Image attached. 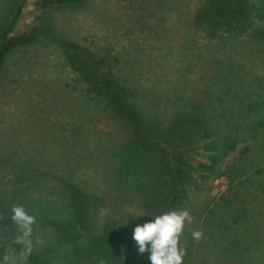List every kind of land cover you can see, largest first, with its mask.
Segmentation results:
<instances>
[{"label":"trees","instance_id":"obj_1","mask_svg":"<svg viewBox=\"0 0 264 264\" xmlns=\"http://www.w3.org/2000/svg\"><path fill=\"white\" fill-rule=\"evenodd\" d=\"M157 1L176 21L162 52L124 61L126 73L113 52L62 35L77 81L36 78L56 122L28 110L0 131L14 184L0 193V237L20 255L11 209L35 217L21 264H150L134 229L171 210L193 217L183 264H264V0ZM25 3L0 21V76L13 52L56 32L43 21L17 32Z\"/></svg>","mask_w":264,"mask_h":264},{"label":"rangeland","instance_id":"obj_2","mask_svg":"<svg viewBox=\"0 0 264 264\" xmlns=\"http://www.w3.org/2000/svg\"><path fill=\"white\" fill-rule=\"evenodd\" d=\"M20 1L14 4L15 0H0V21L12 13L13 6V11H16ZM41 21L49 23L56 32L50 30V36L47 35L41 42L13 52L1 73L0 131L11 129L20 116L27 114L23 111L28 110L32 112L36 109V112L45 115L47 122H56V111L49 106L44 88L37 85L36 78L77 81V74L70 68L58 44L62 35H68L94 50L113 52L122 60V67L127 73L131 70L124 61L133 58L146 63L157 56L167 38L163 29L176 24L175 18L170 19L163 13L157 0H88L79 7L62 3L45 13L37 7L36 0H26L16 23V31H23ZM69 120L70 117L62 116V123ZM0 140H3L1 133ZM7 171L9 168L0 171V193L6 198L7 190L14 187ZM225 188V181L218 179L210 194L219 195ZM4 255L15 257L18 264L24 261H20L21 255L16 249L6 245L5 236L0 237V259Z\"/></svg>","mask_w":264,"mask_h":264},{"label":"clouds","instance_id":"obj_3","mask_svg":"<svg viewBox=\"0 0 264 264\" xmlns=\"http://www.w3.org/2000/svg\"><path fill=\"white\" fill-rule=\"evenodd\" d=\"M11 211V220L21 231L16 242L24 245L20 256V261H23L31 253V241L28 237L31 235V226L35 223V217L20 205H14ZM153 217L152 220L138 224L134 229L132 239L138 246L139 254L149 253L150 264H183L186 250L180 247V237L185 223L192 222L193 217L188 210H171ZM192 236L199 241L202 238V232L196 230ZM0 264H18V260L4 255L0 259Z\"/></svg>","mask_w":264,"mask_h":264},{"label":"water","instance_id":"obj_4","mask_svg":"<svg viewBox=\"0 0 264 264\" xmlns=\"http://www.w3.org/2000/svg\"><path fill=\"white\" fill-rule=\"evenodd\" d=\"M56 1H61V0H56Z\"/></svg>","mask_w":264,"mask_h":264}]
</instances>
